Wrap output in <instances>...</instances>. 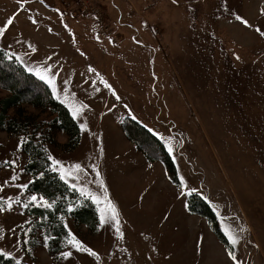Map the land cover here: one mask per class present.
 I'll return each mask as SVG.
<instances>
[{"label":"rangeland","instance_id":"1","mask_svg":"<svg viewBox=\"0 0 264 264\" xmlns=\"http://www.w3.org/2000/svg\"><path fill=\"white\" fill-rule=\"evenodd\" d=\"M49 1L87 20L88 32H92V23L80 6ZM91 1L103 5L100 0ZM111 2L114 5L109 6ZM107 3L105 15L118 42L124 37L125 24L130 27L129 40L144 45L134 52L139 64L146 65L141 74L136 72V80L144 83L157 73L152 78L156 87L145 86L135 93L129 86L119 87L102 104L84 99L89 104L82 107L84 112L79 111L77 123L85 128L74 150L66 147L63 133L50 132L49 112L31 107L24 108L30 119L25 131L0 130V203L6 205L8 198L13 203L11 210L0 213V249L12 254L5 258L13 264L16 259L21 264H233L206 221L188 212L187 199L193 194L211 206L224 234L238 237L235 246L228 241L240 264H264V36L255 31L257 27L264 30V0ZM110 11L117 12L113 19ZM117 15L125 29H116ZM236 15L250 26L236 20ZM44 37L45 31L37 28L27 33V40L37 44L45 43ZM14 43L6 52L16 58ZM0 49L5 51L2 42ZM40 50L45 53V46ZM155 55L154 64L151 56ZM42 64H35L37 68L24 62V68L45 69ZM121 67L126 73L112 72L118 80L131 74L126 64ZM6 95L0 89V99ZM125 117L147 128L165 146L177 183L170 181L159 161L145 160L125 138L121 129ZM27 139L59 160L67 176L62 181L94 204L98 214L94 230L70 217L59 219L66 232L71 230L98 252L99 260L75 249L63 259L60 253L69 250L67 237L52 244L53 236L38 217L30 215L31 207H51L31 203L33 194L19 187L32 181L25 172L27 159L21 149ZM13 160V166L5 163ZM75 164L81 169L73 168ZM54 172L60 178L61 173ZM81 188L91 196L82 194ZM104 189L115 208V219L105 203ZM45 237H50L47 247Z\"/></svg>","mask_w":264,"mask_h":264},{"label":"crops","instance_id":"2","mask_svg":"<svg viewBox=\"0 0 264 264\" xmlns=\"http://www.w3.org/2000/svg\"><path fill=\"white\" fill-rule=\"evenodd\" d=\"M109 1L111 0L99 1L101 5H104L102 8L106 15L109 11L108 5L112 4V2L108 4ZM112 1L115 3L116 0ZM21 4L24 5L23 9L20 7ZM108 13L113 19L117 12L110 11ZM9 17H15V19L6 33L0 36L3 48L10 53L8 50L14 40L16 57H21L18 61L24 67V62L29 63L30 61L37 68L38 66L35 64L43 63L42 65H45L47 71H41V75L45 77V80L42 81L46 83L48 78L52 79V85L46 84L52 93L53 87L55 88L54 97L62 100L72 116L73 111L82 110L84 112L82 105L89 104L84 99L96 100L102 104L110 95L116 94L119 87L125 89L129 86L131 92L134 93L136 89L145 86L149 89L156 87L152 78H156L157 73H152V77L147 82L139 83L136 80V72L141 74V68L146 65L143 62L139 64V58L134 52L144 48V45L135 44L133 40H129L128 30L130 27L125 24L123 25L126 26V30L122 31L124 37L119 42L115 44L112 40H106L97 43L92 42L94 40L92 38H95L94 30L88 32L87 20L49 0H0V25ZM29 17L36 23L33 24ZM118 20L119 16L117 15L116 22ZM119 24L122 23L117 22L116 29H125ZM36 28L45 31V43L37 44L33 40H27V33ZM13 30L15 33L11 34ZM43 46H45V53L40 50ZM83 47L86 48L83 49ZM33 48L36 51H33ZM156 58V55L151 56V63L155 64ZM160 59L158 57L159 62ZM122 64H126L128 70H131V74H124L121 80H118L112 75V72L121 69L126 73L121 67ZM89 67L94 71H89ZM35 72L32 71V74ZM160 84L161 80L159 79L157 85ZM79 111L74 118L77 122V118L80 116Z\"/></svg>","mask_w":264,"mask_h":264},{"label":"trees","instance_id":"3","mask_svg":"<svg viewBox=\"0 0 264 264\" xmlns=\"http://www.w3.org/2000/svg\"><path fill=\"white\" fill-rule=\"evenodd\" d=\"M11 56L12 58H9ZM0 89L7 95L0 99V130L17 134L25 131L27 122L25 107L39 112H49L52 119L48 125L51 133H63L68 139L66 147L74 150L81 139V129L68 108L59 102L48 85L37 76L28 72L12 55L0 49ZM20 119V120H19ZM125 138L136 146L148 162L159 161L166 169L170 181L177 183L174 163L165 146L147 129L135 120L125 117L121 122ZM53 144V141L50 142ZM26 156L24 166L26 174L32 180L26 191L44 197L52 204L50 209L30 208V215L40 219L42 227L53 236L51 243H58L67 237L60 216L70 217L75 223L94 230L98 224V214L94 204L87 198L80 197L50 170L48 153L41 145L27 139L21 143ZM157 156L152 157L150 153ZM43 173V175H41ZM71 207V210L69 208ZM187 210L206 221L209 230L227 251L232 250L227 237L221 231L215 212L202 198L189 195ZM0 264H13L11 259L0 256Z\"/></svg>","mask_w":264,"mask_h":264},{"label":"snow or ice","instance_id":"4","mask_svg":"<svg viewBox=\"0 0 264 264\" xmlns=\"http://www.w3.org/2000/svg\"><path fill=\"white\" fill-rule=\"evenodd\" d=\"M175 2V0H174ZM21 9H23L24 5L21 4L20 5ZM262 14H264V10H262ZM236 20L240 21L241 23H243L245 26H250L249 25V22L244 19L243 17H241L240 15H236ZM14 19L15 17H9L2 25H0V36H3L6 31L8 30L9 26H11L14 22ZM29 19L32 20V23L35 24L36 21L34 19H32L31 17H29ZM255 31L257 33H259L261 36H264V30H261L259 27H257L255 29ZM33 51H36L35 48H33ZM14 55V54H12ZM9 58H12L11 56H9ZM17 60H19V57H16ZM237 59H239V57H237ZM28 71L32 72L33 69H28ZM41 71H47V69H44V70H37L35 72V74L41 79V80H45V77L43 75H41ZM89 71H94V69H92L91 67H89ZM46 83H48L49 85H52V79L51 78H48L46 80ZM107 86V85H106ZM110 87V86H109ZM53 94L55 95V88L53 87ZM115 94V93H114ZM82 107H86V106H83ZM78 111L79 110H76V111H73V117L75 118L78 114ZM81 129L85 128V125L84 124H81ZM169 151L171 152V149H169ZM48 160L51 162V165H50V168L54 171H59L61 173L60 175V179L61 180H67V176L64 174V169H63V166L61 165V162L57 159H55L53 156L49 155L48 156ZM6 164H8L9 166H13L15 165V161H5ZM73 168H75L76 170H80L81 169V165L80 164H75V165H72ZM41 175H43V173H41ZM97 177H99V173L97 172ZM12 180H15L16 177L15 176H12L11 177ZM7 183V182H5ZM180 183L182 186H184V180L183 178H181L180 180ZM99 184H100V187L103 189V181L100 180L99 181ZM20 188L22 189H26L28 187V184H23V185H19ZM73 188H75V185H73ZM80 191L82 192V194L86 195V196H91V193L88 192L85 188H81ZM105 191V197H104V200H105V203L112 208L113 210V219H115V208L114 206L111 204V201L108 200L107 198V195H106V189H104ZM93 199H95V197L93 196L92 197ZM30 202L31 203H38L40 206L42 207H45V208H50L52 207V204L49 203L48 201H46L44 199V197H38L37 195H31L30 196ZM18 203V201H17ZM28 205H25V207H27ZM13 208V203H12V200L11 198H8V203L5 205L3 203H0V213H4L5 211H9ZM69 210H71V207L69 208ZM105 222L104 220V217L101 216V220H100V223L101 225H103ZM65 227H67V225H65ZM118 235H119V238H123V233L120 232L119 228L117 227L116 229ZM226 236L228 237V240L231 242V244L233 246H235L237 243H238V237H235L233 235H230L229 233H225ZM48 239H50V237H45V246L47 247L48 244H47V241ZM25 243H27V241H25ZM66 244L67 246H69V250L67 251H63L60 253V256L67 260L69 257L72 256V251L71 249H75L77 251H80V252H86L89 256L91 257H94L96 258L97 260H99V254L98 252L94 251L91 247H88L85 245V243H83L80 239L77 238V236L71 231L69 230L67 232V241H66ZM0 256H4V257H12V254L11 252H8V251H5L3 249H0ZM227 256L233 261V264H240V261L238 260L237 258V255L235 252L229 250L227 252ZM15 264H21V261L19 259H16L15 260Z\"/></svg>","mask_w":264,"mask_h":264},{"label":"built area","instance_id":"5","mask_svg":"<svg viewBox=\"0 0 264 264\" xmlns=\"http://www.w3.org/2000/svg\"><path fill=\"white\" fill-rule=\"evenodd\" d=\"M63 6L68 3H75L77 8H81L80 12L84 14L92 23L94 37L99 41L112 39L116 44L118 38L114 35L111 26H109L105 11L98 3L93 4L91 0H57ZM59 2V3H60ZM65 8V7H64Z\"/></svg>","mask_w":264,"mask_h":264}]
</instances>
